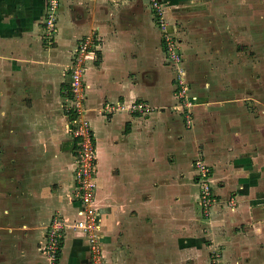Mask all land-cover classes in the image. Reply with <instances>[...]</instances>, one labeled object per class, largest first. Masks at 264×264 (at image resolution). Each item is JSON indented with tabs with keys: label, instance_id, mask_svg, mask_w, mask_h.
Wrapping results in <instances>:
<instances>
[{
	"label": "crops",
	"instance_id": "obj_1",
	"mask_svg": "<svg viewBox=\"0 0 264 264\" xmlns=\"http://www.w3.org/2000/svg\"><path fill=\"white\" fill-rule=\"evenodd\" d=\"M162 1L185 75L146 0H65L50 41L46 0H0V264H93L79 229L55 258L43 249L54 216H77L64 105L93 29L83 79L105 264H264V0ZM197 158L214 195L204 213Z\"/></svg>",
	"mask_w": 264,
	"mask_h": 264
},
{
	"label": "built area",
	"instance_id": "obj_2",
	"mask_svg": "<svg viewBox=\"0 0 264 264\" xmlns=\"http://www.w3.org/2000/svg\"><path fill=\"white\" fill-rule=\"evenodd\" d=\"M149 4L151 17L154 25L159 30L166 53V58L174 67H181V52L178 50L175 34L169 30V21L165 13L162 0H146ZM60 0H46L44 7V19L42 29L44 37L50 41L57 31V15ZM97 33L93 29L78 41L68 64L69 81L67 88L68 104L64 108L69 111V129L75 141L73 185L71 192L77 200V216L69 219L54 217L52 225L48 229L47 238L43 249L51 258H55L59 247V236L66 229H79L84 234L91 254L93 264H105L100 243L101 215L94 205V194L96 189L97 157L94 136L90 118L84 115L86 101V84L83 79L85 72V60L90 48L95 46ZM179 77V76H178ZM177 93L185 96L184 84L178 81ZM146 105L142 102L131 103L129 108L142 111ZM112 107L109 108L111 110ZM197 168V180L200 185V203L209 207L214 200L212 184L209 178V168L200 159L195 161Z\"/></svg>",
	"mask_w": 264,
	"mask_h": 264
},
{
	"label": "rangeland",
	"instance_id": "obj_3",
	"mask_svg": "<svg viewBox=\"0 0 264 264\" xmlns=\"http://www.w3.org/2000/svg\"><path fill=\"white\" fill-rule=\"evenodd\" d=\"M165 2H163V4H164ZM67 6V4H66V2H65V0H60V4H59V8H58V19H65V17H64V15L63 14H61V9L64 7H66ZM165 6V5H164ZM167 16V15H166ZM153 20V19H152ZM168 21H169V25L171 26L172 25V23H171V21L168 19ZM175 25V24H174ZM153 26H154V28L155 29H157L156 28V26L154 25V23H153ZM158 30V29H157ZM159 31V30H158ZM173 32V31H172ZM160 33V32H159ZM175 35V40L177 41V45H178V50L181 52V55H183V51H182V49H183V45H182V43H181V41L178 39V37H179V34H177L176 32H173ZM161 35V34H160ZM180 60H181V64H182V66L184 65L183 64V56H181V58H180ZM168 61V60H167ZM168 63H170L169 61H168ZM181 66V67H182ZM181 70V73H182V75H185V68H181L180 69ZM183 82V81H182ZM184 83H186V82H184ZM183 83V84H184ZM145 103V102H144ZM146 104V103H145ZM147 105V104H146ZM149 106V105H148ZM182 106H184V105H181V107ZM188 106V105H187ZM181 107H178L176 104H174L173 105V109H180L181 110ZM138 111V110H137ZM84 115H87L86 114V112H84ZM187 116V115H186ZM188 117H190V116H188ZM200 187V186H199ZM75 198V197H74ZM199 198H200V196H199ZM198 198V199H199ZM214 198V197H213ZM199 202V206H200V208H201V210L203 211V213L204 212H207V210H208V207L207 206H203V204H201L200 203V200L198 201ZM55 217V216H54ZM53 217V218H54ZM53 218H52V220H53ZM52 220H51V222H50V224H49V227L48 228H50V226L52 225ZM62 234V233H61ZM44 244H45V242H44ZM43 244V245H44Z\"/></svg>",
	"mask_w": 264,
	"mask_h": 264
}]
</instances>
